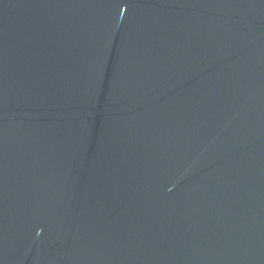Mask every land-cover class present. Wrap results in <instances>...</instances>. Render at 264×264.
Here are the masks:
<instances>
[{
	"label": "water",
	"instance_id": "1",
	"mask_svg": "<svg viewBox=\"0 0 264 264\" xmlns=\"http://www.w3.org/2000/svg\"><path fill=\"white\" fill-rule=\"evenodd\" d=\"M0 264H264V0H0Z\"/></svg>",
	"mask_w": 264,
	"mask_h": 264
}]
</instances>
